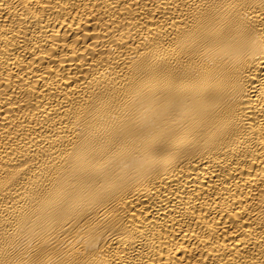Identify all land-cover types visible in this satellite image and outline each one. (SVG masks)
I'll return each instance as SVG.
<instances>
[{
  "label": "bare ground",
  "instance_id": "1",
  "mask_svg": "<svg viewBox=\"0 0 264 264\" xmlns=\"http://www.w3.org/2000/svg\"><path fill=\"white\" fill-rule=\"evenodd\" d=\"M0 264H264V0H0Z\"/></svg>",
  "mask_w": 264,
  "mask_h": 264
}]
</instances>
